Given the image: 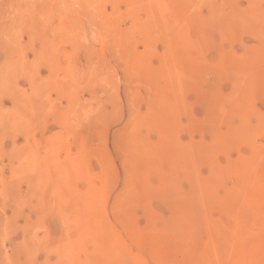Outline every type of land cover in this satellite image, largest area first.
Wrapping results in <instances>:
<instances>
[{
	"label": "rangeland",
	"instance_id": "obj_1",
	"mask_svg": "<svg viewBox=\"0 0 264 264\" xmlns=\"http://www.w3.org/2000/svg\"><path fill=\"white\" fill-rule=\"evenodd\" d=\"M235 262L264 264V0H0V264Z\"/></svg>",
	"mask_w": 264,
	"mask_h": 264
},
{
	"label": "bare ground",
	"instance_id": "obj_2",
	"mask_svg": "<svg viewBox=\"0 0 264 264\" xmlns=\"http://www.w3.org/2000/svg\"><path fill=\"white\" fill-rule=\"evenodd\" d=\"M235 1H236V0H235ZM222 2H223V1H222ZM236 5H237V4H235V6L232 5V9H233V6L236 8ZM232 9H231V10H232ZM236 9H237V10H236ZM236 9H234V10H235L234 13H235V12H236V13L238 12V14H235V15L242 16L243 13H240V12L243 11L244 9L242 10L241 7H240V8H236ZM240 9H241V10H240ZM238 10H240V12H239ZM229 11H230V10H229ZM248 11H249V13H248ZM246 12H247L248 14L251 13L250 10H248V9L246 10ZM246 12H245V13H246ZM247 13H246V14H247ZM227 15H228V14H227ZM230 15H231L230 17L233 18V21H235V20L238 19V18L235 19L234 17H232V14H231V13H230ZM235 15H234V16H235ZM227 17H228V19H229V16H227ZM235 17H236V16H235ZM240 18H241V17H240ZM242 18H243V17H242ZM249 18H250V17H249ZM234 19H235V20H234ZM250 19H251V18H250ZM251 20H252V19H251ZM240 21H241V20H240ZM252 21H253V20H252ZM241 22H242V21H241ZM234 23L236 24V21H235ZM237 23H238V21H237ZM232 24H233V22H232ZM231 185H232V184H231ZM210 230H211V229H210ZM212 230H213V229H212ZM212 230H211V232H212ZM214 231H215V230H214ZM219 231H220V229H219ZM223 231H224V230H222V231H220V232L223 233V234H225V232H223ZM211 232H208V233H211ZM223 234H222V235H223ZM216 235H217V233L214 232V235H213V236H216ZM225 235H226V234H225ZM206 237H207V236H206ZM209 237H210V236H209ZM220 237H221V236H220ZM216 238L218 239V237H216ZM225 238H226V236H225ZM213 239H214V238H213ZM210 240L213 241L211 238H210ZM221 240H223V239H221ZM221 240L217 241L216 243H219V244H220V243L222 242ZM236 240H237V239H236ZM220 241H221V242H220ZM207 242H208V241H207ZM228 242H230V241H228ZM232 242L235 243L234 240H233ZM232 242H231V243H232ZM236 242H238V240H237ZM239 242H240V241H239ZM213 243H214V242H213ZM206 244H208V243H206ZM210 244H211V242H210ZM223 244H224V243H223ZM225 244H226V243H225ZM227 244H228V243H227ZM229 244H230V243H229ZM229 244H228V245H229ZM238 244H239V243H238ZM214 245H215V243H214ZM220 245H222V244H220ZM220 245H219L218 249L220 248ZM230 245H232V244H230ZM230 245H229V247H231V249H230L229 247H227V248H229L231 251H236V248L239 249V251H241V248H239L240 246H237V247H236V243H235V245H233L234 250H232L233 248H232V246H230ZM239 245H240V244H239ZM226 246H227V245H226ZM226 246H225L224 249H226ZM234 246H235L236 248H235ZM210 248H211V247H210ZM215 248H217V247L215 246ZM221 248H222V247H221ZM212 249H213V248H212ZM212 249H211V251H212ZM218 249H215V250H218ZM219 250H220V249H219ZM204 251H205V250H204ZM223 251H224V250H223ZM228 251H229V250H228ZM228 251L226 250V252H228ZM239 251H237V252H239ZM220 252H221V251H220ZM212 253H213V252H212ZM215 253H216V252H215ZM217 253H218V251H217ZM228 254H229V253H228ZM238 254H239V253H238ZM207 255H208V254H207ZM234 255H236V253H235ZM234 255H233V256H234ZM215 256H216V255H215ZM217 256H218V255H217ZM223 256H224V255H223ZM233 256H232V259H233ZM238 256H239V255H237V256H235V257H238ZM224 257H225V256H224ZM224 257H223V258H224ZM215 258H216V257H215ZM223 258H222V260H223ZM225 258L227 259V257H225ZM240 258H241V257H240ZM216 259H217V258H216ZM234 259H235V258H234ZM222 260H221V261H222ZM238 260H239V258H238ZM217 261H218V259H217ZM218 262H219V261H218ZM225 262H226V260L224 259V260H223V263H225ZM238 262H239V261H238ZM221 263H222V262H221ZM235 263H236V262H235ZM219 264H220V263H219ZM236 264H237V263H236Z\"/></svg>",
	"mask_w": 264,
	"mask_h": 264
}]
</instances>
